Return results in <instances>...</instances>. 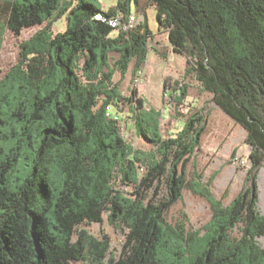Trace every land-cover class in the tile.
<instances>
[{
  "label": "trees",
  "instance_id": "16d2710c",
  "mask_svg": "<svg viewBox=\"0 0 264 264\" xmlns=\"http://www.w3.org/2000/svg\"><path fill=\"white\" fill-rule=\"evenodd\" d=\"M132 2L142 19L128 30L113 26L119 14L126 21L135 13ZM143 2L155 5L160 30L188 58L186 76L246 131L254 188L246 177L229 203L204 185L197 167L204 108L181 114V128L165 138L163 108L121 88L129 71L140 77L155 37ZM0 9L17 35L41 25L0 79V153L12 137L5 114L34 123L40 135L33 169L16 185L18 152L0 156V264H187L189 243L188 264H264L255 189L264 153V0H118L110 10L87 0H0ZM63 16L65 27L55 31ZM164 85L184 103L190 81ZM125 111L150 150L128 140ZM186 189L211 204L196 230L168 219ZM105 215L125 235L120 254L88 229Z\"/></svg>",
  "mask_w": 264,
  "mask_h": 264
},
{
  "label": "rangeland",
  "instance_id": "374dc122",
  "mask_svg": "<svg viewBox=\"0 0 264 264\" xmlns=\"http://www.w3.org/2000/svg\"><path fill=\"white\" fill-rule=\"evenodd\" d=\"M61 2L64 0H60ZM95 3L98 7L110 10L118 0H87ZM137 5L135 2L131 3V10L136 11ZM147 11V26L160 45L155 43L163 52H166L168 47L167 36L160 33V26L156 16V9L146 3L145 10ZM65 18H59L53 24L55 31L65 27ZM41 25H35L25 28L20 35L15 34L11 30L5 28V19L0 16V79H2L10 67L17 62L20 53V43L30 38ZM153 44V43H152ZM164 54V53H163ZM171 56V55H170ZM163 58L160 55L149 56L147 62L144 64L143 71L140 77L132 81L131 72L127 74L125 80L122 82L125 95H131L132 90H138L140 94L147 97L148 103L157 108H163L165 118L162 119V133L165 138L170 136V132L174 131L177 124L183 122L185 114L194 106L196 109H203V113L209 115L208 125L204 129L201 136L202 150H199L197 167L202 173L201 180L204 185L209 182V188L212 190L216 198L229 203L246 185L253 187V178L249 167L252 166L250 152L252 146L245 140L246 131L244 128L233 121L227 114H225L217 104H215L207 92L200 89L197 81L190 82L188 97L182 104H176L173 98L167 93L168 89L164 83L170 81L171 83L177 80H182V71L186 65L185 57H173L170 62L163 63ZM164 59V60H165ZM184 79V78H183ZM167 94V95H166ZM136 96H139L136 94ZM194 109V108H192ZM180 113V114H179ZM19 115L13 117L5 114L7 123L2 125L10 130L12 137L4 143L5 150L1 155L13 154L18 152V160L10 175V180L13 185H16L23 179L28 172L33 169L35 162L36 149L40 135L38 129L32 128L34 123L26 119L15 120ZM2 123L0 122V125ZM30 124V128L28 125ZM127 131V138L136 147L143 150H150L152 144L146 142L143 138L137 136L131 129ZM32 134L33 138L29 135ZM33 140V142H32ZM2 143L3 141L0 140ZM264 168V153L261 154V164L255 169L257 173L256 191L258 193V207L264 213V190L261 188V171ZM191 166V170H193ZM212 179V180H211ZM136 187L129 188V191H134ZM211 217V204L204 197L195 194L190 190H184L183 200L174 205L169 214V222L176 226V224L183 222L186 229H199ZM97 236H104L111 240L112 251L120 254L123 251V244L125 242V235L122 231L112 226L105 215L103 223H93L88 226ZM258 241L264 248V235ZM189 248L184 246L186 255V263L188 264L192 257V244L189 243ZM73 264H81V262H74Z\"/></svg>",
  "mask_w": 264,
  "mask_h": 264
},
{
  "label": "crops",
  "instance_id": "0c3cea01",
  "mask_svg": "<svg viewBox=\"0 0 264 264\" xmlns=\"http://www.w3.org/2000/svg\"><path fill=\"white\" fill-rule=\"evenodd\" d=\"M148 5H150V6H152V7H155V5L154 4H148ZM141 6L142 7H145L146 6V2H143L142 4H141ZM102 9H105L106 10V8H102ZM1 10V9H0ZM136 11H139V12H143V9H141V8H139V9H137ZM135 11V12H136ZM145 14L147 15V11H145ZM62 18H65V16H63ZM160 33H164V34H166V36H167V40H168V49H167V51L166 52H163L162 50H161V48H159L157 45H155L154 44V42L153 41H155V43H158L159 45H160V41H158L157 39H156V37H154L153 38V40H152V45H151V49H150V51H149V55H148V58H149V56H151V58L152 57H154V55H160V57H167V60L165 59V58H163V63H167V62H170L171 61V59L173 58V57H180V56H182V57H185L186 58V65L184 66V68H183V71H182V77L184 78V79H189V80H191V81H193L191 78H189V77H187L186 76V70H187V68H188V58L184 55V54H180V53H177V52H175L174 50H173V46L171 45V42L169 41V37H168V33L166 32V31H163V30H160L159 31ZM164 53V54H163ZM171 55V56H170ZM165 59V60H164ZM131 74V73H130ZM127 76V75H126ZM126 76L123 78V80H122V82L125 80V78H126ZM131 76H132V74H131ZM182 78V79H183ZM134 79H133V77H132V81H133ZM190 81V82H191ZM122 82H121V88H122V90H123V92H124V89H123V84H122ZM137 94L139 95L138 97H142V98H145V99H147V97L145 96V95H143V94H140L139 93V91L137 90ZM189 95V94H188ZM188 97V96H187ZM131 115V112L130 111H125V119H126V128L127 129H131V131H134L135 132V128H134V125H133V123H132V121L130 120V118H129V116ZM183 122H181V123H179V124H177V127L176 128H174V131H173V133H175L176 131H178L180 128H181V124H182Z\"/></svg>",
  "mask_w": 264,
  "mask_h": 264
},
{
  "label": "built area",
  "instance_id": "2783aa9c",
  "mask_svg": "<svg viewBox=\"0 0 264 264\" xmlns=\"http://www.w3.org/2000/svg\"><path fill=\"white\" fill-rule=\"evenodd\" d=\"M96 19H103L105 20V17L102 12H97L94 16ZM122 14H119L116 18H113L110 20V23L113 26L120 25L123 27V29L128 30L132 29L141 19L142 17L138 15V13L131 14L126 21L122 20Z\"/></svg>",
  "mask_w": 264,
  "mask_h": 264
},
{
  "label": "bare ground",
  "instance_id": "6f19581e",
  "mask_svg": "<svg viewBox=\"0 0 264 264\" xmlns=\"http://www.w3.org/2000/svg\"><path fill=\"white\" fill-rule=\"evenodd\" d=\"M262 181H261V188L264 190V168L261 171Z\"/></svg>",
  "mask_w": 264,
  "mask_h": 264
}]
</instances>
